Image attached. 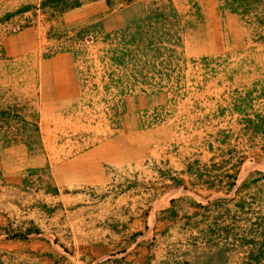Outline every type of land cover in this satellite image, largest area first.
<instances>
[{"label":"crops","instance_id":"crops-1","mask_svg":"<svg viewBox=\"0 0 264 264\" xmlns=\"http://www.w3.org/2000/svg\"><path fill=\"white\" fill-rule=\"evenodd\" d=\"M9 2L19 6V0ZM118 11L106 0H87L60 18L73 31L92 33L101 27L107 32L123 24ZM225 15L230 21L218 22L216 35L208 27L207 40L229 30L242 41L243 24L233 20V13ZM41 32L38 25L8 36L0 61V98L7 97L0 99L4 264L154 260L178 222L187 224L204 205L236 200L242 182L264 170L263 144L245 130L235 111L226 113L224 125L211 130L202 124L189 135L178 136L172 123L145 127L140 110L165 103L164 92L156 89L129 100L116 128L102 126L96 108L82 100V65L75 51H49L37 39ZM2 114L19 115L23 126L16 138L3 136ZM33 121L39 127L36 143L28 135L32 131L23 129ZM240 141L246 144L236 146ZM242 153H247L243 160ZM178 203L187 207L180 209Z\"/></svg>","mask_w":264,"mask_h":264},{"label":"rangeland","instance_id":"rangeland-1","mask_svg":"<svg viewBox=\"0 0 264 264\" xmlns=\"http://www.w3.org/2000/svg\"><path fill=\"white\" fill-rule=\"evenodd\" d=\"M26 1L19 0L16 7L0 1V61L6 56L8 36L39 25L37 39L43 47L75 51L82 65V100L96 108L102 126L116 128L129 100L156 89L164 92L165 103L163 108L140 110L145 127L172 123L178 136L189 135L202 124L211 130L224 125L226 113L235 111L264 149V0H106L111 9H119L117 14L123 13V24L92 33L61 23L62 8L74 0ZM227 13L243 24V40L229 30L207 40L208 27L216 35L218 22L230 21ZM0 99L7 101L5 96ZM18 116L2 114L7 126L3 136H18L23 126ZM23 129L32 131L28 135L36 143V122ZM242 155L243 160L247 153ZM242 184L238 201L192 208L193 218L187 224L178 222L154 260L142 264H264V170Z\"/></svg>","mask_w":264,"mask_h":264},{"label":"trees","instance_id":"trees-1","mask_svg":"<svg viewBox=\"0 0 264 264\" xmlns=\"http://www.w3.org/2000/svg\"><path fill=\"white\" fill-rule=\"evenodd\" d=\"M53 1L54 2H59V1L62 2V0H53ZM63 1L65 2V1H69V0H63ZM82 3H83V1H81V0H74V2H72L70 4H66L65 7H63L62 9L63 10H67V9H69L71 7L78 6V5L82 4Z\"/></svg>","mask_w":264,"mask_h":264},{"label":"built area","instance_id":"built-area-1","mask_svg":"<svg viewBox=\"0 0 264 264\" xmlns=\"http://www.w3.org/2000/svg\"><path fill=\"white\" fill-rule=\"evenodd\" d=\"M89 38H91V40H92V36H87V37H86V40L88 41ZM89 40H90V39H89Z\"/></svg>","mask_w":264,"mask_h":264}]
</instances>
